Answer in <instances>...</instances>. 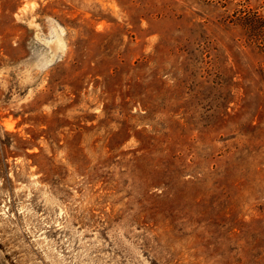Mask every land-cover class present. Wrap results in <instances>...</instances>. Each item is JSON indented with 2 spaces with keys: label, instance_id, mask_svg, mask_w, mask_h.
<instances>
[{
  "label": "rangeland",
  "instance_id": "1",
  "mask_svg": "<svg viewBox=\"0 0 264 264\" xmlns=\"http://www.w3.org/2000/svg\"><path fill=\"white\" fill-rule=\"evenodd\" d=\"M254 12L0 0V264H264Z\"/></svg>",
  "mask_w": 264,
  "mask_h": 264
},
{
  "label": "trees",
  "instance_id": "2",
  "mask_svg": "<svg viewBox=\"0 0 264 264\" xmlns=\"http://www.w3.org/2000/svg\"><path fill=\"white\" fill-rule=\"evenodd\" d=\"M246 22V21H245ZM248 22V27L245 28L248 30V33H252L257 36L259 41L264 40V17L260 16L257 12L251 14L250 21Z\"/></svg>",
  "mask_w": 264,
  "mask_h": 264
}]
</instances>
